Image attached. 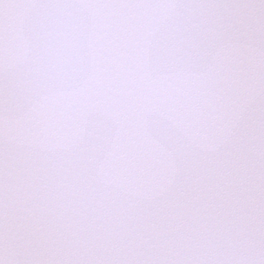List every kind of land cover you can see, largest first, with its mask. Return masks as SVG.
Wrapping results in <instances>:
<instances>
[{"label":"snow or ice","instance_id":"obj_1","mask_svg":"<svg viewBox=\"0 0 264 264\" xmlns=\"http://www.w3.org/2000/svg\"><path fill=\"white\" fill-rule=\"evenodd\" d=\"M0 264H264V0H0Z\"/></svg>","mask_w":264,"mask_h":264}]
</instances>
